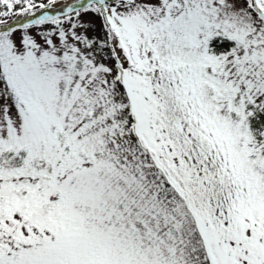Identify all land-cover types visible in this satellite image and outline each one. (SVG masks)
Here are the masks:
<instances>
[{
    "label": "snow or ice",
    "instance_id": "obj_1",
    "mask_svg": "<svg viewBox=\"0 0 264 264\" xmlns=\"http://www.w3.org/2000/svg\"><path fill=\"white\" fill-rule=\"evenodd\" d=\"M0 264H264V0H0Z\"/></svg>",
    "mask_w": 264,
    "mask_h": 264
}]
</instances>
